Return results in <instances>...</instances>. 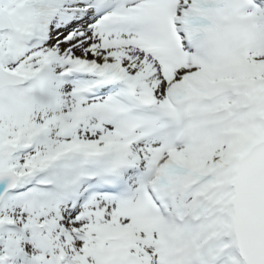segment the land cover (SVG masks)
Returning <instances> with one entry per match:
<instances>
[{
  "label": "snow or ice",
  "instance_id": "6c2138e0",
  "mask_svg": "<svg viewBox=\"0 0 264 264\" xmlns=\"http://www.w3.org/2000/svg\"><path fill=\"white\" fill-rule=\"evenodd\" d=\"M0 264H264V0H0Z\"/></svg>",
  "mask_w": 264,
  "mask_h": 264
}]
</instances>
